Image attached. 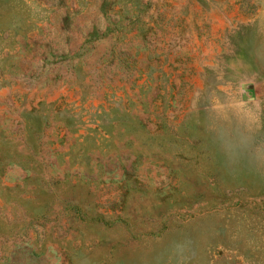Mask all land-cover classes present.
Instances as JSON below:
<instances>
[{"label":"rangeland","instance_id":"374dc122","mask_svg":"<svg viewBox=\"0 0 264 264\" xmlns=\"http://www.w3.org/2000/svg\"><path fill=\"white\" fill-rule=\"evenodd\" d=\"M0 264H264V0H0Z\"/></svg>","mask_w":264,"mask_h":264}]
</instances>
